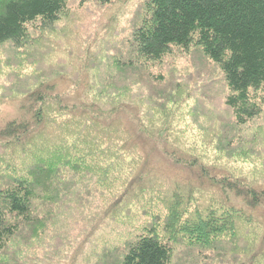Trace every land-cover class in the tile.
Here are the masks:
<instances>
[{
	"label": "trees",
	"instance_id": "1",
	"mask_svg": "<svg viewBox=\"0 0 264 264\" xmlns=\"http://www.w3.org/2000/svg\"><path fill=\"white\" fill-rule=\"evenodd\" d=\"M113 1L0 0V264H264V0Z\"/></svg>",
	"mask_w": 264,
	"mask_h": 264
},
{
	"label": "rangeland",
	"instance_id": "2",
	"mask_svg": "<svg viewBox=\"0 0 264 264\" xmlns=\"http://www.w3.org/2000/svg\"><path fill=\"white\" fill-rule=\"evenodd\" d=\"M134 1L135 0H114L111 4L100 10H96V7L91 4L90 9L85 10L87 13L82 14L79 18L83 26H88L90 24V40H93L96 36H101L107 26H112V23H109L111 16L118 19L117 25L119 26H127L130 24L129 20L133 14L131 11L134 6ZM81 35H84V32L81 31ZM69 48L74 49L72 45H70ZM1 108L3 112L0 113V127L8 120L20 117L23 112L19 109L18 102L11 105H3Z\"/></svg>",
	"mask_w": 264,
	"mask_h": 264
}]
</instances>
